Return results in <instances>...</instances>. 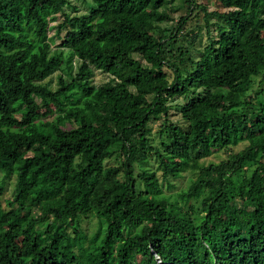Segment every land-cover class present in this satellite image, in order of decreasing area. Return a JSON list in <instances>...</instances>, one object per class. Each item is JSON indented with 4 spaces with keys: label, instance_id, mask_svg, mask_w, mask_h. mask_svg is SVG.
<instances>
[{
    "label": "trees",
    "instance_id": "16d2710c",
    "mask_svg": "<svg viewBox=\"0 0 264 264\" xmlns=\"http://www.w3.org/2000/svg\"><path fill=\"white\" fill-rule=\"evenodd\" d=\"M89 1L0 0V264H264V0Z\"/></svg>",
    "mask_w": 264,
    "mask_h": 264
},
{
    "label": "rangeland",
    "instance_id": "374dc122",
    "mask_svg": "<svg viewBox=\"0 0 264 264\" xmlns=\"http://www.w3.org/2000/svg\"><path fill=\"white\" fill-rule=\"evenodd\" d=\"M68 5L66 7H64L63 12L69 15H83L85 14L88 9L91 7V3L89 0H68ZM196 3L202 6H205L207 11H215V10H219L220 11V7L213 1V0H196ZM172 5H178V2H174ZM74 8L76 11L73 12ZM183 10H180L179 12H177V15H181L183 14ZM195 15H197L196 17H194ZM202 16L203 13L201 12H195L191 17H189V19L186 21V24L184 25V30H182L183 35H186V38H190L192 33H196L197 30L200 31L201 36L199 37V39L196 41V47L197 48H201L203 47V45L205 44V35H204V23L202 20ZM194 17V18H193ZM60 20V16L58 15V19ZM50 26H53L54 23H50ZM163 27V25H162ZM47 37L52 41V50L55 49V46L59 43V39H57L54 35V31L51 29L48 30L47 33ZM67 50H62V58L63 60H65V57L67 55ZM71 64L73 67L72 70V74L75 73L76 70V66L78 65V62L76 61L75 58L71 59ZM92 75H91V85L93 87H98L104 83L107 82L108 77L107 75H105L104 73L92 69L91 70ZM58 77H61L63 81H65L66 83L71 82V77H69V75L66 74L65 71V67L63 65V63L57 68L55 69L44 81L43 84L47 85L49 90L53 91L58 87ZM81 96V95H80ZM79 93L76 92L73 89V86H69L68 90L63 94V97H61V100L63 102L64 107H66L67 103H77L78 100L80 99ZM66 99V100H65ZM179 99L176 101L171 102L172 104L178 103ZM172 113V116L170 117L171 121H176L178 119L177 116L173 115V110L170 111ZM53 117V115L51 116H47L46 119L51 120V118ZM157 123L154 122L151 124V130L152 132L156 129ZM66 127H70L69 125H66ZM221 157V156H220ZM208 160H212V161H216L218 160L217 156L215 157H210ZM207 161V160H206ZM241 176V175H240ZM240 176H238V179L240 178ZM187 177L185 178H180L178 180H175L173 182V186L174 188L170 191H164V195L166 197L167 200L169 201H173L175 198V195L181 190L186 188L187 186ZM4 190H5V196L8 197L11 194V181H7L5 186H4ZM87 234H90V232H88Z\"/></svg>",
    "mask_w": 264,
    "mask_h": 264
}]
</instances>
